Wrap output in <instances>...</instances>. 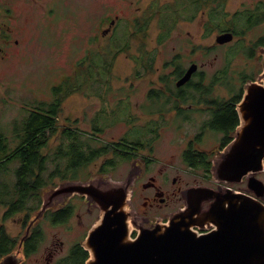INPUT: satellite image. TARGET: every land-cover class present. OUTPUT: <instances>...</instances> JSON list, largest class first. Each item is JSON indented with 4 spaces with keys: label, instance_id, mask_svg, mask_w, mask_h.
I'll use <instances>...</instances> for the list:
<instances>
[{
    "label": "flooded vegetation",
    "instance_id": "af4514ba",
    "mask_svg": "<svg viewBox=\"0 0 264 264\" xmlns=\"http://www.w3.org/2000/svg\"><path fill=\"white\" fill-rule=\"evenodd\" d=\"M26 1L31 0H0L1 58L11 53V50H16L19 45L18 28L20 25L16 20L20 4ZM212 1L211 3V0H172L171 7L166 12L160 13L158 41L172 38L180 41L179 46L172 47V54L169 57L143 55L142 45L138 46L137 55L129 56L128 53L123 55L129 61L131 72L123 75L124 83L121 84V90L126 92L124 99L131 113L137 112L136 121L124 122L140 128L141 131L130 138L127 137V132L124 133L118 142L108 145V151L126 155L124 161L129 166L124 178L134 175L132 183L127 182V189L131 193L126 209L144 227H152L160 220L167 221L172 213L183 207V190L193 185L229 188L239 195L257 199L264 204V189H251L247 184L246 176L239 183H218L212 179L211 174L213 158L231 143L241 124L237 106L244 95L245 84L250 81L262 82L258 77L264 71L262 68L264 65V31L257 33L253 39L249 38L248 41H246V35L264 23V1L252 2L245 9L224 12L221 17L218 14V0ZM40 2L43 4V0ZM124 2L129 6L128 0H120L121 4ZM50 3L47 2L44 9ZM192 3H194L193 6ZM97 17L93 32H89L86 39L90 46L98 52L106 50L109 44L116 41L117 30L121 34L122 43L118 42L116 45L120 43L122 47L128 46L127 29L133 26L137 28L138 22L135 24L133 18L112 14L110 9H104V12ZM197 21L201 23L202 32L209 33L211 29L215 31L217 29L214 47H225L222 49V67L211 73L207 71V46L199 48L204 55L202 58L206 60L193 58L191 56L192 46L186 47L191 38L189 32L185 29L182 33L175 32L176 28L180 29L181 26L191 25ZM226 32L232 34V39L218 42L217 36ZM106 35L109 38L107 41L100 40L101 36ZM88 55H90L89 52ZM240 62L243 64L257 63L261 67L258 66L257 73H249L236 69V65ZM193 64L195 69L184 79ZM79 66L80 58H77L73 62L71 75L63 77L61 81L72 77L74 83L79 82L76 78ZM135 92L140 95L133 105L134 111L131 96ZM53 93H56L55 88ZM55 95L45 103L38 102L40 104L59 103L61 108L62 101L58 100L57 94ZM26 125L27 122L18 119L10 122L7 130L0 128V159L13 162L18 160L17 146L28 141ZM55 125L57 127V123ZM162 129L174 130V136L170 142L176 151L170 155L171 159L160 156L156 150V143L160 140ZM16 166L17 163L13 167ZM186 176H190L191 182L184 180ZM256 176L264 184V170ZM72 177L69 178L72 179ZM9 179H12L11 187H13L15 173L12 170H10ZM41 189L43 186L36 191L37 197L40 195L37 208L42 203ZM66 200L64 204L48 209L43 217L31 226L29 235L23 241L22 249L25 257L28 258L29 254L33 253L39 245V241L34 244L35 246L30 245L29 240L34 234V229H41L40 222L43 220V228L44 224L53 223L63 225L66 232L73 231L75 226L79 230L78 236L74 239L55 242L54 244L59 248L50 247L44 256V264H86L89 260L90 253L82 243L91 227V222L88 225V222L83 221V216H88L89 219L97 217L98 208L88 207L85 196L77 193ZM174 200L178 204L169 210L168 214L161 211L164 207L169 205L171 207ZM1 203L0 206H7ZM208 204L209 202H206L203 207H208ZM1 217L4 219V214ZM29 219L30 216L27 220ZM136 233L137 229L133 228L131 236H135ZM41 235L42 233L39 232L36 237L39 238ZM44 235L43 229V239L46 240ZM39 264H43V259Z\"/></svg>",
    "mask_w": 264,
    "mask_h": 264
},
{
    "label": "rangeland",
    "instance_id": "374dc122",
    "mask_svg": "<svg viewBox=\"0 0 264 264\" xmlns=\"http://www.w3.org/2000/svg\"><path fill=\"white\" fill-rule=\"evenodd\" d=\"M40 1L31 0L20 4L16 20L20 25L18 28L19 45L16 50H11V53L4 58L0 57V128L7 130L10 122L20 120L30 109L36 108L40 104L38 101L45 103L57 94L58 100L62 101L61 111L57 115V134L50 138L49 142H53L50 146L51 149L49 147V149L43 150V153H46L49 158L46 162V169L43 170L44 178H49L50 173L53 174V177L51 176L52 178L50 177L51 179L47 181L46 187L40 190L41 200H43L42 194L46 190L55 188L65 181H88L99 177L103 178V181L131 180L129 175V178H124L129 166L124 161V156H126L124 153L109 152L96 159L93 157L86 164L80 160L78 162L82 161L80 164H73L72 170L66 172L61 170H64L69 157L65 155L64 158L60 159V171H57L54 153L57 151L60 141L61 144L69 142L67 138L62 136L61 132L71 127L81 133L80 139L86 140L90 136L89 143L92 148L118 142L126 132L127 137L130 138L141 131L140 128L133 127L131 124L127 125L124 122L137 120L135 117L137 112L133 105L140 95V93L135 92L131 96L132 109L135 111L132 114L124 99L126 92L121 90V84L124 83L123 75L131 72L129 61L124 56L126 53L129 56L137 55L138 46L142 45L143 55L169 57L172 54V47L180 45L179 39L176 38L164 39L161 42L157 39L158 32H160V13L166 12L171 7L170 2L172 0H128L129 6L126 2L121 4L120 0H43V4ZM258 1L264 0L217 1L219 3L218 14L221 17L224 12L245 9L252 2L257 3ZM47 2L51 3L44 9ZM104 9H110L112 14L133 18L135 24L138 22L137 28L133 26L127 29V38H129L127 47L125 45L120 46L122 40L118 30L116 41L109 44L106 50L98 52L88 44L87 36L89 32H93L98 19L97 16L102 14ZM184 29L191 36L186 44L187 48L192 46L191 56L206 60L202 58L204 55L199 48L207 46L209 53H207V71L211 73L222 67V49L225 47H214L217 29L216 31L211 29L209 33L202 32L201 23L197 21L191 25L181 26L180 29L176 28L175 32L182 33ZM262 31H264V23L248 32L246 41L249 38L253 39L257 33ZM108 39L107 35L100 38L103 42ZM118 42L120 43L116 45ZM118 47L120 48L117 50ZM85 55L88 56L84 57ZM215 57L216 59H214ZM77 58H80L79 73L76 76L79 82L74 83L72 77L61 81L63 77L71 75L73 62ZM258 66L260 64H243L240 62L236 65V69L257 73L259 71ZM54 88L56 93H53ZM141 116L144 117V115ZM173 136L174 130L172 129L160 130V140L156 143V150L160 156L171 159L170 155L176 151L170 142ZM63 146L67 148L65 144ZM86 150L90 151L88 147ZM58 151L60 152V149ZM16 163L17 161H12L9 165L13 167ZM71 176H73L72 179L69 178ZM184 180L191 182L190 176L184 177ZM202 181H206V179ZM55 201L57 202L48 207L43 215L48 209L64 204L67 200ZM85 201L88 207H97L88 202L86 198ZM39 203L40 195L38 197L36 195L27 201L26 205L29 207L27 206L24 211L4 219L1 216L6 209L5 206H0V227L11 239H14L12 251L19 258H22L23 255L20 242L23 243L22 238L29 224L27 218L33 217L34 211H29L33 207L34 209L37 208ZM177 204V201L174 200L171 207L169 205L161 211L168 214V211L175 208ZM99 218L98 208L97 217L94 216L89 219L88 216H83V221L88 222V225L91 222L92 227L99 221ZM40 223L39 232L42 235L39 245L20 264H39L42 259L44 264V256L50 247L59 248L58 245L54 244L55 242L59 240L70 241L79 233L77 226L73 231L66 232L65 227L61 224L47 223L44 224L43 228V220ZM43 229L46 240L43 239ZM50 241L52 242L50 243Z\"/></svg>",
    "mask_w": 264,
    "mask_h": 264
},
{
    "label": "water",
    "instance_id": "95a60500",
    "mask_svg": "<svg viewBox=\"0 0 264 264\" xmlns=\"http://www.w3.org/2000/svg\"><path fill=\"white\" fill-rule=\"evenodd\" d=\"M230 39V32L217 36L218 42ZM194 69L193 64L184 79ZM258 79L262 82L245 84L237 106L241 124L231 143L212 160V179L218 183H239L246 176L251 189H264L256 176L264 170V71ZM132 179L65 181L46 190L22 240L55 200L77 193L95 204L100 215L82 243L90 253L86 264H264V204L259 200L229 188L193 185L183 190L184 206L167 221L144 227L126 209L131 193L127 182ZM24 258L11 251L0 257V264H20Z\"/></svg>",
    "mask_w": 264,
    "mask_h": 264
},
{
    "label": "trees",
    "instance_id": "16d2710c",
    "mask_svg": "<svg viewBox=\"0 0 264 264\" xmlns=\"http://www.w3.org/2000/svg\"><path fill=\"white\" fill-rule=\"evenodd\" d=\"M193 5L194 3H192V6ZM60 111L59 103L39 104L36 108L30 109L20 119L21 121L27 122L26 137L28 141H26L25 144L17 146V166L15 168L11 167L9 165L12 162L11 160L0 159V203L5 202L1 204H7V206L4 205L6 208L4 218L11 217L18 212L24 211L28 206L26 203L29 198L36 196V191L42 186L45 188L47 181L53 177V174L50 173L49 178H44L43 170L46 169V162L49 158L43 153V150L46 148L49 149L51 146L49 141L51 136L57 132L55 124L57 123V115ZM97 129L101 130L100 128ZM61 133L69 142L63 143L67 146V148H64L65 146L62 147L63 144H61L60 141L57 151L54 153L57 171H60V159L64 158L65 155L69 157V161L66 163L64 170H61L62 172L71 171L73 164H80L82 162L78 163L80 160H83L84 164H86L92 160L93 157L96 159L109 152V144H103L101 147L92 148L89 143L90 136H88L86 140L80 139L81 133H78L72 129V127ZM118 145L123 146L119 143ZM83 147L85 148L83 149ZM87 147L90 151L86 150ZM59 149L60 152L58 151ZM10 170L15 173V185L13 187H11L13 181L9 179ZM37 209L38 208L34 209L33 207L29 212H35ZM38 230L39 229H34V234L29 240L30 245H34L40 241V237H36L37 233H39ZM13 240L14 239H11L7 233L4 232V229L0 227V257L14 249L12 244L14 242Z\"/></svg>",
    "mask_w": 264,
    "mask_h": 264
}]
</instances>
